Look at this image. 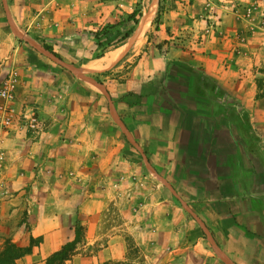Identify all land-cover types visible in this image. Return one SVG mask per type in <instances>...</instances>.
I'll return each mask as SVG.
<instances>
[{
    "label": "crops",
    "instance_id": "1",
    "mask_svg": "<svg viewBox=\"0 0 264 264\" xmlns=\"http://www.w3.org/2000/svg\"><path fill=\"white\" fill-rule=\"evenodd\" d=\"M45 1L59 27L23 29L15 18L14 28L12 8L0 14V80L17 71L15 111L34 109L43 125L36 136L15 121L0 130L10 190L31 179L33 192L47 171L66 173L76 209L73 196L87 180L119 177L113 166L125 154L151 180L145 202L177 244L178 263L264 264V76L242 55L244 29L229 14L224 29H176L180 12L172 8L162 29L137 37L134 29L97 57L96 29L83 22L122 20L136 0ZM38 152L52 170L40 168L46 158Z\"/></svg>",
    "mask_w": 264,
    "mask_h": 264
},
{
    "label": "rangeland",
    "instance_id": "2",
    "mask_svg": "<svg viewBox=\"0 0 264 264\" xmlns=\"http://www.w3.org/2000/svg\"><path fill=\"white\" fill-rule=\"evenodd\" d=\"M0 3L2 15L12 8L8 15L14 28L15 18L22 22L20 25L23 29L59 27L58 19L53 16L54 9L48 12L53 3L45 0H24L18 6L15 2L6 5ZM131 3L132 11L140 10L142 15L135 25V37L139 34L142 17L152 6L154 11L146 29H162L160 18L172 8L180 12L176 29H224L221 22L229 14L237 22L235 29H244L248 48L242 50V55L251 59L250 72H259L264 76V0H157V3L156 0H136L135 5ZM123 4L129 8V4ZM59 6L55 4L54 8ZM159 9L161 14L155 23ZM129 14L114 22L100 24L94 19L83 22V29H96L90 32L94 34L96 42L93 56L104 54L118 44L121 36L133 24L127 20ZM87 69L83 65V75ZM111 73L116 74L114 70H107L103 75ZM262 89L264 93V83ZM0 150L4 155L0 159V253L5 249L6 241L22 247L33 242L30 252L16 262L40 264L74 237V230L79 224L82 239L66 264L178 263L177 244L167 240L159 219L151 218V211L147 208L146 202L151 197L148 192L151 180L143 172L130 169L123 162L125 154H119L116 159L114 157L116 167L113 166V170L120 174L119 177L87 180L91 186L84 187L83 192L73 196L78 206L72 209L70 195L64 188L67 181L65 170H69L64 163L60 165L65 173L63 176L49 175L47 171L33 192L31 179L22 181V186L11 191L2 178L6 153L4 148L0 147ZM38 155L46 158L40 168L51 169L48 167L51 162L46 157L47 153L38 152ZM22 167L29 170L27 165ZM184 262L192 264L193 259H185Z\"/></svg>",
    "mask_w": 264,
    "mask_h": 264
},
{
    "label": "trees",
    "instance_id": "3",
    "mask_svg": "<svg viewBox=\"0 0 264 264\" xmlns=\"http://www.w3.org/2000/svg\"><path fill=\"white\" fill-rule=\"evenodd\" d=\"M160 14H161V10L159 9L154 19L155 23L158 21ZM140 16H141V11L137 9L133 10L129 14L127 20L132 21L133 24L128 30L124 32V34L119 39L118 44L132 34V32L135 29V25H137L139 22ZM44 47L47 50L51 51L50 47L46 45H44ZM55 55L57 56V54ZM81 239H82V227L79 224H77V227L74 230V237L71 240L65 242L58 250L53 251L40 264H66V262L74 255L76 246L81 241ZM32 245L33 242L29 246L22 247L10 241H6L5 249L0 253V264H18L16 260L24 256L25 254H28L31 250ZM105 264H118V263L106 262Z\"/></svg>",
    "mask_w": 264,
    "mask_h": 264
},
{
    "label": "built area",
    "instance_id": "4",
    "mask_svg": "<svg viewBox=\"0 0 264 264\" xmlns=\"http://www.w3.org/2000/svg\"><path fill=\"white\" fill-rule=\"evenodd\" d=\"M18 83V73L14 69L6 78L0 80V130L8 128L15 121L25 134L39 135L43 131V125L36 111L32 109L28 114L15 111L13 103ZM3 157V152L0 150V159Z\"/></svg>",
    "mask_w": 264,
    "mask_h": 264
},
{
    "label": "bare ground",
    "instance_id": "5",
    "mask_svg": "<svg viewBox=\"0 0 264 264\" xmlns=\"http://www.w3.org/2000/svg\"><path fill=\"white\" fill-rule=\"evenodd\" d=\"M154 10V7L152 6L150 9H149V12H147L145 14L144 17H142L143 19L141 20L140 22V25H139V29H141L142 31L147 28V24L149 22V18H150V14L151 12Z\"/></svg>",
    "mask_w": 264,
    "mask_h": 264
}]
</instances>
